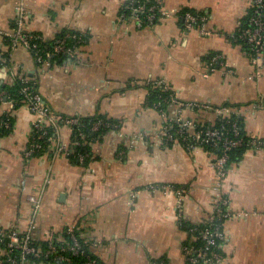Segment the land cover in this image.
Here are the masks:
<instances>
[{
  "label": "crops",
  "instance_id": "0c3cea01",
  "mask_svg": "<svg viewBox=\"0 0 264 264\" xmlns=\"http://www.w3.org/2000/svg\"><path fill=\"white\" fill-rule=\"evenodd\" d=\"M126 1L0 0V53L9 57L0 62V86L22 72L54 112L121 122L93 142V159L84 164L52 149L27 156L36 115L25 104L14 109L12 131L0 136V228L31 227L36 240H46L63 239L75 224L104 264H189L183 222L203 224L213 215L216 152L155 140L162 117L147 105L146 83L159 79L171 88L174 119L213 123L216 112L205 105H230L246 134L264 139V64L254 66L250 46L233 39L253 0H156L164 9L203 13L206 32L185 29L177 16L139 26L121 16ZM23 5L26 29L45 40L66 29L88 35L77 56L39 64L28 47L11 48L6 32ZM208 54L221 58L207 61ZM0 106L8 109L5 101ZM58 136L69 144L73 129L63 125ZM175 186L186 191L182 218ZM221 190L233 213L222 226L223 264H264V146L238 157ZM38 192L35 212L30 196Z\"/></svg>",
  "mask_w": 264,
  "mask_h": 264
},
{
  "label": "built area",
  "instance_id": "2783aa9c",
  "mask_svg": "<svg viewBox=\"0 0 264 264\" xmlns=\"http://www.w3.org/2000/svg\"><path fill=\"white\" fill-rule=\"evenodd\" d=\"M126 9L121 13L123 18L132 20L137 25L154 24L158 20H163L165 17L177 16L181 20L185 29H200L205 30L206 16L201 12H193L185 10V8H176L172 10L164 9L162 4L157 1L148 4L146 1L136 2L130 0ZM16 23L6 32L11 48H16L19 45L28 47L34 54L37 61L52 60L54 56L60 54L66 57L77 56L80 45L83 44L84 39L73 33H68L64 38L54 37L55 44L52 48L40 47L39 40H45L43 35L39 32L29 31L26 29V8L20 6L17 10ZM72 37L76 40V44L69 45L67 38ZM233 39L238 42H245L252 51V61L254 66L261 68L264 64V0H253L252 9L248 15L247 25L240 27L237 32L233 34ZM221 55H215L211 61H219ZM9 57L3 56L0 53V62L8 63ZM211 69H215L214 66ZM18 77L23 79L25 83L23 92L26 94L25 105L36 115L33 122V134L26 150L27 156L38 154L45 150H54L55 152L63 153L70 156L74 152V146L80 145V140L70 141L69 144L59 140V129L63 125H69L74 130L73 126L78 124L80 116H63L49 109L45 104L44 99L40 93L32 92L29 85V78L22 72L17 73ZM166 88L168 85L161 80ZM5 92H1V96ZM8 104V109L0 111V115H5L0 120V127L11 126V121L7 117L8 113L13 114L15 102L13 100L5 101ZM216 112V119L213 123H196L189 120H182L181 118H172L165 112H160L162 122L160 127L153 134L155 140L164 143H171L180 141L185 143L188 148L202 146L219 150L216 152L213 166L216 169L219 181L216 184L218 189L215 198L214 212L210 220L203 223V226L195 225L191 227V231L196 235L194 241L185 242L184 250L186 252L189 264H223L224 254L220 249V241H223L225 234L223 231V221L231 216L229 198L222 193V179L228 174L231 169L230 151L237 147H242L248 144L250 147L261 148L264 146V139L248 135L246 139L242 135V127L239 124L237 117L239 116V109L230 105L209 106ZM1 107V106H0ZM103 120L96 121L92 128L98 130ZM107 126H111V122H104ZM117 126V125H113ZM52 129V130H51ZM53 132V134H52ZM146 134L140 133L138 137L145 139ZM73 143V144H72ZM134 143V141H133ZM72 144V145H71ZM78 160L85 162L89 157L87 152H78ZM164 187H172L171 185H164ZM177 194V204L179 217L184 215V198L186 196L185 188L182 186L174 187ZM30 200L34 206L35 212L39 211L42 205L41 192L30 196ZM77 226L75 224L69 225L65 232L69 235L71 242L68 244H58L57 237L50 236L47 240V246L38 245L34 242L31 227L27 230L20 231L18 229H3L0 228V245L6 251V255L0 258V264H28L25 257L32 255L37 258H51L55 262H71L74 255H85V249L81 241V236L77 233ZM81 235V234H80ZM20 252V256L17 253ZM85 260L81 264H102L97 258L88 254L84 256Z\"/></svg>",
  "mask_w": 264,
  "mask_h": 264
},
{
  "label": "trees",
  "instance_id": "16d2710c",
  "mask_svg": "<svg viewBox=\"0 0 264 264\" xmlns=\"http://www.w3.org/2000/svg\"><path fill=\"white\" fill-rule=\"evenodd\" d=\"M140 1H146L148 4H152V3L156 2V0H136V2H140ZM128 2H130V0H127L125 5H127ZM125 5L123 7L122 12H124L126 9ZM185 10L198 12L197 10H195L193 8H188V7H186ZM247 20H248V17H246V19L242 22L240 27L247 25ZM73 32H75V34L81 36L84 39L83 43H85L89 38L88 35H86L85 33L73 31L70 29H66V30L61 31L57 35V37L64 38L68 33H73ZM67 42L69 45L76 44V40L72 37H68ZM38 44L40 47H45L48 49V48H52L54 46L55 40L54 39L39 40ZM212 56L213 55L208 54L207 56H205V60L208 61L209 59L212 58ZM59 57H66V55L60 54L59 56H54L52 58V61L57 60ZM38 63L42 64V61H38ZM24 85H25V83L23 82V79L21 77L17 76L15 78L14 83L0 86V105L4 101H10V100H13L15 102V108L14 109L19 108L20 106L24 105L26 103V97H25L26 94L23 92ZM29 85L31 86L32 92L39 93L35 81L29 79ZM146 85L149 89V93L147 95V101H146L147 105L156 108L161 113L165 112V113L169 114V106H170L172 98H173V92H172L171 88H166L164 83H161L159 81V79L148 80ZM3 91L5 92V94L1 96V92H3ZM45 104L49 107L50 110H52V108L46 102H45ZM63 116H65V115H63ZM2 117L4 118L5 115H0V120H2ZM7 117L11 121V126L0 127V136L10 133L13 129L14 121H15L14 114L8 113ZM98 120H103L104 122H111V124H113V125L115 124V125H117V127L120 126V123H121L118 119L107 117V116L101 115V114L95 115V116H89V117H81L80 116L79 123L73 126L74 130H73V136H72L71 142H73L75 140H80L82 143L80 145L73 147L74 152H72L69 156L71 160L76 161V162H80L78 160V157H77L78 152H80V151L84 152V153L87 152V153H89V157L86 158L85 162H83L84 164H87L91 159H93V156H94L93 142H95L99 137H101L107 130L116 128V126H113V125L107 126L103 122L100 125V128L98 130H94L92 128V126ZM237 120L242 127L241 132H242L243 137H245L247 139L248 135L244 131L241 117L238 116ZM52 134H53V132H52ZM247 149H249L248 144H246L242 147H237V148L232 149L230 151V162H231V164L234 163L238 159V157H240L242 155V153L244 151H246ZM41 152H39V153H41ZM215 152L219 153L220 151L215 150ZM183 223H184V227H186L187 230L189 231V237L187 238V242L188 243L197 242V244L200 243L199 241H194V237L196 234L191 231V227L195 226V225L188 224L186 222H183ZM198 225L203 226V224H198ZM65 230H66V228H65ZM65 230L63 232V239L56 238L58 244H61V243L68 244L71 242V239H70L69 235L67 234V232H65ZM77 233L79 234V236H81L80 235L81 232L79 229H77ZM81 241L83 244V248L85 249V255L84 256L90 254L93 257L97 258L102 264H104L94 253H92V251L90 250L89 244L85 241V239L82 236H81ZM34 242L38 245L40 244L43 246H47V240H36V239H34ZM221 243H222V241H220V244ZM17 255L20 256V252H18ZM84 256L82 254L81 255H74V256H72L71 262H55L51 258H37V257H34L32 255H27L25 257V260H27V262H29V263L35 262V261H46V262H51V263H55V264H81V262L85 260Z\"/></svg>",
  "mask_w": 264,
  "mask_h": 264
}]
</instances>
